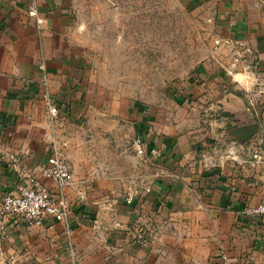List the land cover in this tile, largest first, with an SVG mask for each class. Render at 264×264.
Wrapping results in <instances>:
<instances>
[{
	"label": "crops",
	"instance_id": "0c3cea01",
	"mask_svg": "<svg viewBox=\"0 0 264 264\" xmlns=\"http://www.w3.org/2000/svg\"><path fill=\"white\" fill-rule=\"evenodd\" d=\"M196 1L236 15L232 36L249 53L203 62L171 96L174 110L127 107L149 157L104 144L95 160L75 146L76 118L94 107L78 87L75 0H0V204L27 176L55 190L40 173L53 142L75 175L66 223L27 225L0 209V264H264V217L246 213L264 194V163L253 160L264 152V13L256 0ZM34 3L41 24L28 13ZM46 91L58 121L48 118Z\"/></svg>",
	"mask_w": 264,
	"mask_h": 264
},
{
	"label": "rangeland",
	"instance_id": "374dc122",
	"mask_svg": "<svg viewBox=\"0 0 264 264\" xmlns=\"http://www.w3.org/2000/svg\"><path fill=\"white\" fill-rule=\"evenodd\" d=\"M256 1L264 13V0ZM227 13L196 0H75L72 40L85 66L78 87L94 106L73 125L80 131L77 149L95 160L103 156L94 149L104 144L135 154L127 107L174 110L171 96L182 82L196 78L203 62L244 58L249 45L232 36L236 15ZM102 130L108 140L96 134Z\"/></svg>",
	"mask_w": 264,
	"mask_h": 264
},
{
	"label": "built area",
	"instance_id": "2783aa9c",
	"mask_svg": "<svg viewBox=\"0 0 264 264\" xmlns=\"http://www.w3.org/2000/svg\"><path fill=\"white\" fill-rule=\"evenodd\" d=\"M6 1L17 3L19 0ZM28 13L30 16L36 17L38 24L43 23L44 19L38 16L35 3L31 5ZM40 68L45 70V65L41 64ZM42 84L45 89L49 86L45 75L42 79ZM32 86L33 84L29 83L26 87L32 89ZM44 102L49 120L51 122L58 121L60 119V107L55 103L53 96L48 91L44 93ZM133 150L137 156H148L145 141L141 136L134 138ZM150 154L152 158L160 157V151L156 148L152 149ZM253 160L264 163V152H254ZM40 173L43 177L51 179L55 183V190L46 187L34 176H27L26 181L19 183L14 190L3 196L0 204L1 213L19 219L27 225H41L48 219L66 223L72 210L66 189L74 187L75 175L71 161L55 142L52 145V154L48 157L47 163L41 167ZM133 199L134 196L130 194L126 201L127 203H132ZM246 213L264 217V194L260 203L246 209ZM143 240L144 238H142L141 242ZM69 253L75 262V250L71 243L69 244Z\"/></svg>",
	"mask_w": 264,
	"mask_h": 264
}]
</instances>
